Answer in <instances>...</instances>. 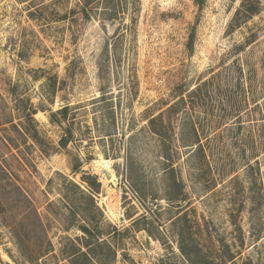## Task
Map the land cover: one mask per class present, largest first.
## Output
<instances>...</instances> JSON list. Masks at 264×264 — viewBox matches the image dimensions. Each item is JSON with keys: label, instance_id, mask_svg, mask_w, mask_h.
<instances>
[{"label": "rangeland", "instance_id": "rangeland-1", "mask_svg": "<svg viewBox=\"0 0 264 264\" xmlns=\"http://www.w3.org/2000/svg\"><path fill=\"white\" fill-rule=\"evenodd\" d=\"M0 264H264V0H0Z\"/></svg>", "mask_w": 264, "mask_h": 264}, {"label": "trees", "instance_id": "trees-1", "mask_svg": "<svg viewBox=\"0 0 264 264\" xmlns=\"http://www.w3.org/2000/svg\"><path fill=\"white\" fill-rule=\"evenodd\" d=\"M197 4L200 3V0H194ZM67 109V106H65V110ZM75 168L78 167V164L74 165ZM85 184L86 189L89 191L91 194H95L98 192L99 184L100 182L97 180L96 176H91V175H84L81 178ZM84 231H86V228H83Z\"/></svg>", "mask_w": 264, "mask_h": 264}]
</instances>
